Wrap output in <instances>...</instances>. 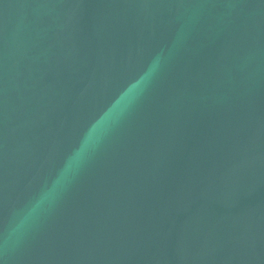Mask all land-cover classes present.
Listing matches in <instances>:
<instances>
[{
    "label": "water",
    "instance_id": "95a60500",
    "mask_svg": "<svg viewBox=\"0 0 264 264\" xmlns=\"http://www.w3.org/2000/svg\"><path fill=\"white\" fill-rule=\"evenodd\" d=\"M0 264H264V0H0Z\"/></svg>",
    "mask_w": 264,
    "mask_h": 264
},
{
    "label": "clouds",
    "instance_id": "9594fccd",
    "mask_svg": "<svg viewBox=\"0 0 264 264\" xmlns=\"http://www.w3.org/2000/svg\"><path fill=\"white\" fill-rule=\"evenodd\" d=\"M77 155L79 156V153ZM55 183H59V181L57 180ZM41 199H43V197ZM36 206H39V201L37 202ZM34 210H35V208H33L31 211H34Z\"/></svg>",
    "mask_w": 264,
    "mask_h": 264
}]
</instances>
